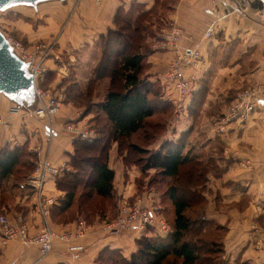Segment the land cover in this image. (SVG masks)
<instances>
[{
  "label": "crops",
  "instance_id": "1",
  "mask_svg": "<svg viewBox=\"0 0 264 264\" xmlns=\"http://www.w3.org/2000/svg\"><path fill=\"white\" fill-rule=\"evenodd\" d=\"M133 3L148 10L155 0H101L100 3L46 0L35 7L25 5L41 12L45 19L44 24L35 29L30 24L17 27L29 40L48 36L43 41L48 51L41 63L44 72L37 81L40 88L63 99L71 90L67 82L72 80L85 91L93 77V68L101 58L99 36L114 27L118 9L127 10ZM160 13L164 26L159 34L172 23L181 30L178 47L200 52L198 65L186 68V74H194L196 82L183 109H176L173 100L178 98V91L173 83L165 84L175 51L158 47L160 39L155 43L147 39L150 51L146 55L143 78L159 81L161 99L170 107L145 119L144 125L153 122L151 127L155 130L147 135L150 139L133 142L144 126L129 138L132 143L153 151L164 141L184 138L185 152L204 161L213 160L219 172L207 173L201 214L223 229L224 264H264V0H171ZM211 24L213 33L205 37ZM99 81L95 82L90 103L97 104L104 98L95 97ZM106 82L103 80L105 86ZM202 85H206L207 90L199 113L193 119L187 106ZM254 86H261L258 94L261 99L246 120L224 121L237 92ZM12 105L13 102L0 93V150L25 145L35 155V163L47 157L71 171L68 154L73 150V140L78 137L65 131L64 122L75 120L80 128L91 129V124L86 123L89 112L85 105L75 104L71 99L61 100L57 114L49 122L33 116L28 109L10 112ZM221 126H224L223 131L218 129ZM141 140L145 144H141ZM108 165L114 171L113 192L117 199L121 195H134L142 172L134 164L125 165L117 153L116 143L109 150ZM4 185L10 187L11 178L5 180ZM12 192L13 201L3 207L4 212L10 217L23 215L30 232H37L41 220L34 210L32 195L19 188H13ZM44 192L56 199L63 195L56 188L54 178L46 181ZM55 209L51 213V228L72 229L76 215L60 219L59 212L54 215ZM90 222L88 233L79 240L85 245L83 251L70 252L66 242L56 239L51 251L41 254L35 245L11 240L0 245V264H99L97 257L103 248L118 249L126 258L135 252L136 240L142 235L134 226L123 234L109 235L100 230L97 216Z\"/></svg>",
  "mask_w": 264,
  "mask_h": 264
},
{
  "label": "trees",
  "instance_id": "2",
  "mask_svg": "<svg viewBox=\"0 0 264 264\" xmlns=\"http://www.w3.org/2000/svg\"><path fill=\"white\" fill-rule=\"evenodd\" d=\"M168 4L166 0H155L153 7L148 10L135 3L127 10L118 9L113 19L114 27L98 38L101 58L93 68V77L87 83L85 91H81L80 86L71 82L72 80L67 82V88L71 90L67 92L66 100L84 104L88 112L92 107H96L100 117L98 121L104 122V127L96 129V135L92 137L73 140V150L68 154V164L72 170L64 171L62 175L54 178L56 188L61 190L63 195L55 198L51 207L50 222L52 209L56 208L54 215L58 212L64 215L76 202L77 214L74 217L77 221L80 219V212L94 208L92 200L95 197L111 199L115 196L114 171L108 165L109 150L114 143L125 165L134 164L141 170L143 177L148 176L151 169L160 175V181L167 184L164 195L173 210V221L170 223L166 217L167 207L162 194H156L157 191L153 190L150 181L151 188L142 190L138 186L142 182L138 180V190L134 195L151 192L160 204L161 201L164 203L163 206L161 204L162 212L170 232L165 236L138 237L137 248L129 258L121 255L118 249L103 248L97 257L99 264L225 263L221 241L223 229L201 214L204 202L202 189L207 181L206 176L208 172H219L217 164L211 159L204 161L185 152L184 138L175 142L164 141L155 151L129 141V136L144 126L147 117L170 107L167 101L161 99L162 86L159 81L143 78L146 55L150 51L144 31L153 36L146 32V28L154 23L148 18L153 14L156 17L157 13L159 20L162 16L160 10L167 8ZM161 21L164 22L163 16ZM103 77L109 79L108 90L99 103H90L95 82ZM206 90V85H202L193 93L187 106V111L193 119L199 113ZM11 101L22 109H33L36 104L34 95L28 94L23 100L17 98ZM68 122L71 121H65L64 124ZM132 155L135 158L132 159ZM34 167L35 155L25 145L4 147L0 150V210L3 213V207L7 204L5 197L13 193V188L29 191L32 195L27 179ZM16 174H21L22 178ZM9 178L11 185L7 187L4 181ZM18 178L21 180L17 181ZM115 214L116 204L113 212L97 213L95 216L100 224L113 218ZM82 217L88 219L87 214ZM87 222L90 223L89 220Z\"/></svg>",
  "mask_w": 264,
  "mask_h": 264
},
{
  "label": "built area",
  "instance_id": "3",
  "mask_svg": "<svg viewBox=\"0 0 264 264\" xmlns=\"http://www.w3.org/2000/svg\"><path fill=\"white\" fill-rule=\"evenodd\" d=\"M92 1L95 3L101 2V0ZM213 30L214 26L209 25L204 36H210ZM180 36L181 30L172 23H168L161 31L160 40L157 43L158 47L175 51L165 75V84L168 82L173 83L178 91V98L173 100L176 109H183L186 97L190 95L196 82L194 74H186V68L189 65L197 66L200 59V52L197 49H180L178 47ZM5 38L12 46L15 54L27 62L28 71L33 75V94L36 104L33 109H28V112L49 122L57 114L61 100L58 95L40 88L37 84L38 78L44 72L41 63L48 51L46 43L36 44L34 47L35 54L22 58L16 53L15 47L9 39ZM260 87H246L239 90L228 106L223 120L245 121L259 104L261 99L258 95ZM19 109L20 107L17 104H13L10 112L16 113ZM64 129L78 138H89L93 134L91 129L84 130L74 122L65 123ZM218 129L223 131L224 126ZM64 171H67L65 165H56L47 157L39 159L35 163L34 170L27 179V184L32 190L34 210L40 217L41 226L37 232L31 233L23 215L18 214L10 217L0 212V245H6L11 240H17L24 245H35L41 254H46L51 251L54 240L59 239L67 243V250L70 252L84 250L85 245L80 243L79 240L88 233L91 227L86 219L77 220L74 227L66 231H56L51 228L50 212L55 203V198L44 192V185L48 179L60 176ZM99 226L103 233L109 235L123 234L133 226L143 236H165L170 232L169 224L162 212V206L151 192L132 196L121 195L116 201V214L114 217L102 221Z\"/></svg>",
  "mask_w": 264,
  "mask_h": 264
},
{
  "label": "rangeland",
  "instance_id": "4",
  "mask_svg": "<svg viewBox=\"0 0 264 264\" xmlns=\"http://www.w3.org/2000/svg\"><path fill=\"white\" fill-rule=\"evenodd\" d=\"M58 1V0H57ZM169 2H171V0H166V3L168 4ZM161 8V7H159ZM158 12V9H157ZM156 15L158 16V14L156 13ZM157 16L154 17V14L152 15V17L150 16L148 19H152L154 21V23L150 26H148V29L146 28V32L152 34L153 36H149L145 33L144 31V35H145V39L147 38L148 40H152V43H155L156 41H158L160 39V34L159 31L162 28V26H164V22L161 21V17L160 19L157 20ZM44 16L41 14V12H37V10L32 7L29 6H25V5H20V6H14L12 8H8L6 10L0 11V30L1 32L4 34L5 37H7L9 39V41L14 45L15 47V51L16 53L22 57V58H26V57H30L32 54L34 55V47L36 46V44H39L41 42H43L48 36L45 37H38V39H32L29 40V38L24 37L22 34V30L17 29V27L19 28V26L23 25V24H30L34 29L42 26L44 24ZM145 39L143 44L145 43ZM97 43L99 45V39L97 40ZM95 46V45H94ZM100 59V58H99ZM98 59V61H99ZM97 61V63H98ZM96 63V64H97ZM42 75V74H41ZM99 80V79H98ZM104 81H107V85L105 86V84L103 83ZM39 87H41V85L39 84ZM108 88V79L107 78H100L99 81V86L97 88V93H96V98L98 99H102L105 94H106V90ZM60 100H66V97H63V99L61 98ZM84 102V101H83ZM97 109L96 107H92L90 112L87 113L86 116H88V120L86 123L91 124V129L93 130V136L96 135V129H101L102 127H104V122L102 121H98V119H100V117L97 115ZM75 123V120L71 121ZM153 122H147L144 125L143 130L141 131V133L139 134V137L137 139H135L136 141L133 142H137L140 140V138H144L146 140L147 139V135L149 134L150 131L155 132V130L151 127ZM90 128V127H89ZM153 129V130H152ZM129 141L132 142L129 138ZM141 144H145L143 140H141ZM148 147V146H147ZM132 159L135 158L133 157V155L131 156ZM27 159V158H25ZM69 159V158H68ZM17 177H21V174H16ZM146 177V179H144ZM22 178V177H21ZM160 175L155 174L154 171L149 172L148 176H142L141 178V185H138L141 187L142 190H149L151 187L149 186V181L151 183V186L154 187L153 190L155 189L157 192L156 194H162L164 202H165V206L166 208V217L168 218L169 222L172 223L173 221V210H172V206L170 204V202L168 201V199H166V196L164 195L165 189L167 184H164L163 182L160 181ZM17 181L21 180V179H16ZM138 182V181H137ZM165 183H167V181H165ZM154 190V191H155ZM14 194V193H12ZM7 194L5 197L6 202L11 205L12 201H13V195ZM161 200V199H160ZM117 201V197L115 198V196H113L111 199H102L99 197H95L92 200V204L94 206V208H92L90 211H86V212H80L81 216L80 219L83 218L82 215L84 216L85 214L88 215V219L89 221H91L94 217L95 214H103L105 212H113L114 208H115V204ZM75 204H73L72 208L70 210H68V212L66 214H62L60 219H64L67 217L73 218L77 212H76V202H74ZM162 206L164 205V203L161 201ZM165 209V208H164ZM1 211V210H0ZM3 213V211H1ZM79 214V215H80ZM85 219V218H84ZM91 224V222L89 223Z\"/></svg>",
  "mask_w": 264,
  "mask_h": 264
},
{
  "label": "water",
  "instance_id": "5",
  "mask_svg": "<svg viewBox=\"0 0 264 264\" xmlns=\"http://www.w3.org/2000/svg\"><path fill=\"white\" fill-rule=\"evenodd\" d=\"M41 1L45 0H0V11L15 5L35 7ZM27 67V62L15 54L0 31V93L11 100L17 98L23 100L26 94L34 95V79Z\"/></svg>",
  "mask_w": 264,
  "mask_h": 264
}]
</instances>
